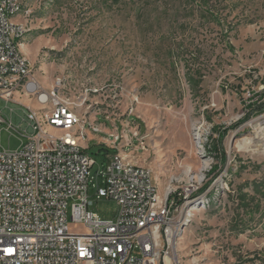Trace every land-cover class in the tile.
I'll list each match as a JSON object with an SVG mask.
<instances>
[{
	"label": "rangeland",
	"instance_id": "rangeland-1",
	"mask_svg": "<svg viewBox=\"0 0 264 264\" xmlns=\"http://www.w3.org/2000/svg\"><path fill=\"white\" fill-rule=\"evenodd\" d=\"M19 1L11 21L33 77L47 93L61 81L59 101L103 133L86 127L81 141L90 178L108 161L97 142L118 127L132 143L118 150L150 170L161 198L197 188L180 264H264V0ZM20 102L0 101L1 150L19 147L24 106L37 108ZM92 200L116 219L115 201Z\"/></svg>",
	"mask_w": 264,
	"mask_h": 264
},
{
	"label": "built area",
	"instance_id": "built-area-1",
	"mask_svg": "<svg viewBox=\"0 0 264 264\" xmlns=\"http://www.w3.org/2000/svg\"><path fill=\"white\" fill-rule=\"evenodd\" d=\"M21 13L19 0H0V101L22 105L25 97L37 104L24 106L19 147L0 149V264H165L166 258L180 264L176 243L192 210L203 206L194 198L197 188L168 190L161 198L150 170L118 153L90 178L95 161L81 141L86 127L103 133L59 101L61 81L47 93L33 77L17 42L25 29L11 21ZM101 141L114 151L132 144L118 127ZM92 197L115 201L116 219L93 213ZM69 220L85 233L70 231Z\"/></svg>",
	"mask_w": 264,
	"mask_h": 264
},
{
	"label": "bare ground",
	"instance_id": "bare-ground-1",
	"mask_svg": "<svg viewBox=\"0 0 264 264\" xmlns=\"http://www.w3.org/2000/svg\"><path fill=\"white\" fill-rule=\"evenodd\" d=\"M21 46V45H20ZM22 50H23V52L25 53V52H27V48H26V46L24 47V46H22ZM59 81V80H58ZM196 142V141H195ZM197 143H201V139L200 138H198V140H197V142H196V144ZM252 144V140H248V139H243V142L242 143H240V145H239V147H242V146H249V145H251ZM205 168H207V164L206 163H204V165H203V169H205ZM200 181V180H199ZM180 239V238H179ZM182 241H183V239H181ZM180 240V241H181ZM179 243V240H178V242L176 243V247H175V251H174V253H176L177 255H180V253H182L183 252V250L181 249L182 247L180 246L181 245V243L180 244H178ZM197 260H193L190 264H197ZM165 264H170V260H169V258H166L165 259Z\"/></svg>",
	"mask_w": 264,
	"mask_h": 264
},
{
	"label": "trees",
	"instance_id": "trees-1",
	"mask_svg": "<svg viewBox=\"0 0 264 264\" xmlns=\"http://www.w3.org/2000/svg\"><path fill=\"white\" fill-rule=\"evenodd\" d=\"M99 147V152L101 151L102 153V158H103V161H105L107 159V156L109 155H113L115 154L116 152L114 150H109V149H106L105 147L103 146H98Z\"/></svg>",
	"mask_w": 264,
	"mask_h": 264
},
{
	"label": "crops",
	"instance_id": "crops-1",
	"mask_svg": "<svg viewBox=\"0 0 264 264\" xmlns=\"http://www.w3.org/2000/svg\"><path fill=\"white\" fill-rule=\"evenodd\" d=\"M22 46H24L25 47V45H21V49H22ZM22 52H23V50H22ZM23 54L25 55V56H27V52H23ZM100 141H101V139H100ZM116 153H118L119 154V156H121L122 158H124V159H126V154L123 152V151H121V150H118V151H115Z\"/></svg>",
	"mask_w": 264,
	"mask_h": 264
}]
</instances>
